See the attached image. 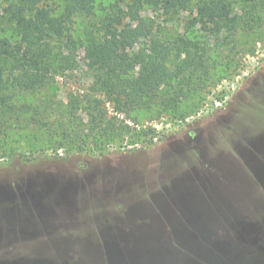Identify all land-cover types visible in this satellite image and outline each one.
I'll list each match as a JSON object with an SVG mask.
<instances>
[{
    "label": "rangeland",
    "instance_id": "obj_1",
    "mask_svg": "<svg viewBox=\"0 0 264 264\" xmlns=\"http://www.w3.org/2000/svg\"><path fill=\"white\" fill-rule=\"evenodd\" d=\"M4 4L0 0V12ZM143 14L165 35L184 33L189 25L188 11L170 21L148 7ZM83 23L87 21L77 19L73 25L80 34ZM198 34L215 81L201 92L200 101H184L196 104L193 111L186 117L141 118L140 126L157 129L152 146L138 143L100 160L82 159L91 164L93 175L79 174L85 181L81 189L61 213L44 217L50 227L47 236L36 228V238H16L33 213L28 216L25 209L18 216L22 221L11 215L7 222L0 211V258L41 254L69 257L72 264H108V258L99 260L95 240L100 236L108 242L105 253L118 237L147 240L150 254L138 256L137 264H264V22L254 32L241 34L236 45L223 36L195 31ZM5 38L16 41L9 28L0 31V46ZM77 60L76 69L57 76L37 96L48 94L52 103H66L73 96L105 101L92 89L84 49L77 51ZM107 108L110 116L125 118L109 103ZM16 134L11 133V146L23 152L35 146L25 131ZM52 164L40 161L37 167L52 171ZM39 169L7 163L0 167V185H20L27 178L25 170ZM82 252L84 259L77 261ZM120 264L133 263L125 255Z\"/></svg>",
    "mask_w": 264,
    "mask_h": 264
},
{
    "label": "trees",
    "instance_id": "obj_2",
    "mask_svg": "<svg viewBox=\"0 0 264 264\" xmlns=\"http://www.w3.org/2000/svg\"><path fill=\"white\" fill-rule=\"evenodd\" d=\"M4 1L0 31L12 29L16 41L5 38L0 46V167L13 161L35 169L40 161L54 166L52 171L25 170L27 178L20 185H0L4 221L11 215L22 221L18 216L25 209L28 216L33 213L16 237L28 240L36 238L32 236L38 235L36 228L47 236L50 227L44 217L61 213L81 189L85 181L79 174L92 177L91 164L82 159L100 160L138 143L152 146L157 129L140 126L141 118L186 117L193 111L196 104L184 101L195 97L200 101L201 92L215 81L209 55L195 31L223 36L236 45L241 34L254 32L264 22V0ZM146 7L167 21L188 11V28L165 35L152 17L143 14ZM77 19L87 21L81 34L73 27ZM80 49L89 58L92 89L106 100L73 96L66 103H52L48 94L37 96L57 76L76 69ZM25 95L32 99L25 101ZM108 103L125 118L110 116ZM23 131L35 145L27 152L11 146V133ZM66 160L71 164L64 167ZM116 240L124 248L137 245L129 237ZM95 243L99 260H107L103 249L108 242L98 236ZM78 254L77 261H82L85 254ZM0 264L72 263L69 257L22 254L0 258Z\"/></svg>",
    "mask_w": 264,
    "mask_h": 264
},
{
    "label": "water",
    "instance_id": "obj_3",
    "mask_svg": "<svg viewBox=\"0 0 264 264\" xmlns=\"http://www.w3.org/2000/svg\"><path fill=\"white\" fill-rule=\"evenodd\" d=\"M40 208H43L41 205ZM150 243L147 240L143 241L137 239V245L129 248L122 247L119 243H113L110 246H106V254L108 258V264H120L125 255L129 256L133 264H137L138 256L148 254L151 250ZM156 250V249H155ZM223 250L220 248V251ZM150 254V253H149Z\"/></svg>",
    "mask_w": 264,
    "mask_h": 264
}]
</instances>
